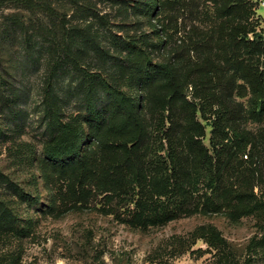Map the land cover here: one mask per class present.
<instances>
[{
    "label": "trees",
    "instance_id": "trees-1",
    "mask_svg": "<svg viewBox=\"0 0 264 264\" xmlns=\"http://www.w3.org/2000/svg\"><path fill=\"white\" fill-rule=\"evenodd\" d=\"M143 1L150 22L161 21L162 29L178 28L180 18L188 14L200 17L204 1L212 3L215 19L205 26L192 20L188 35L167 60L153 61L144 45L130 48L125 87L96 70H86L79 81L74 71L60 72L63 86L81 98L86 114L64 118L59 93L44 96L49 136L38 167L49 196L48 213L82 207L95 191L120 201L130 199L128 222L134 226L156 223L178 201L190 205V213L229 207L234 217L264 207V198L255 191L264 180L261 167L242 170L236 163L252 142L241 123L264 116V34L254 17L256 1ZM0 3L13 9L0 21V35L5 38L10 32L15 39L34 19L44 17L55 26L51 34L59 36L60 25H67L60 8L78 6V0ZM237 96H249L254 108L248 109ZM198 113L211 121L212 148L204 142L206 124ZM9 194L31 195L0 171V234L22 239L31 235L34 222L20 217ZM192 235L193 242L203 239L218 251L226 241L214 224L202 225ZM18 260L11 250L0 255V264ZM224 261L230 264L228 257Z\"/></svg>",
    "mask_w": 264,
    "mask_h": 264
},
{
    "label": "rangeland",
    "instance_id": "rangeland-1",
    "mask_svg": "<svg viewBox=\"0 0 264 264\" xmlns=\"http://www.w3.org/2000/svg\"><path fill=\"white\" fill-rule=\"evenodd\" d=\"M255 1L257 29L264 34V0ZM69 8H60L67 25H60L59 36L51 34L55 26L47 17L34 19L17 39L10 32L5 38L0 35V171L31 193L9 197L20 217L34 222L31 235L22 239L0 234V255L14 251L19 255L16 264H226V257L230 264H264V207L234 217L229 207L190 213L192 207L178 201L156 223L134 226L128 222L130 199L120 201L95 191L82 207L48 213L49 196L38 167L49 136L44 96L48 91L59 93L64 118L86 114L81 98L63 86L60 72L74 71L79 81L86 70H96L125 87L130 48L144 45L153 61L167 60L188 35L192 20L205 26L215 19L210 1L202 2L200 17L188 14L180 18L178 28L163 29L161 21L150 22L143 0H78L77 7ZM12 11L0 3V21ZM237 98L248 109L254 108L249 96ZM198 116L206 124L204 142L212 148L211 121ZM241 127L253 143L246 150L249 156L240 155L236 163L242 170L260 166L264 176V116L248 117ZM199 187H204L203 182ZM255 191L264 198V180L258 181ZM171 214L174 217L165 218ZM205 224L222 232L223 250L212 249L203 239L193 242L192 233Z\"/></svg>",
    "mask_w": 264,
    "mask_h": 264
}]
</instances>
